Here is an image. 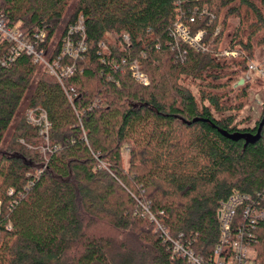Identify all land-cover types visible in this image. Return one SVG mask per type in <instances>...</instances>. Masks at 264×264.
<instances>
[{
	"label": "trees",
	"instance_id": "trees-1",
	"mask_svg": "<svg viewBox=\"0 0 264 264\" xmlns=\"http://www.w3.org/2000/svg\"><path fill=\"white\" fill-rule=\"evenodd\" d=\"M80 13L87 47L64 60L76 66L69 91L29 55L0 63V264H190L158 224L208 263L221 201L264 194V125L255 142L228 136L256 134L264 117L238 120L253 85L238 84L248 58L215 57L264 46V0H0V15L24 33L49 26L46 47ZM178 22L205 30V42L223 25L206 51L182 43V59ZM136 60L148 83L135 77ZM36 107L51 123L45 151L26 117ZM242 208L233 226L244 225L264 264V221L250 224Z\"/></svg>",
	"mask_w": 264,
	"mask_h": 264
},
{
	"label": "built area",
	"instance_id": "built-area-1",
	"mask_svg": "<svg viewBox=\"0 0 264 264\" xmlns=\"http://www.w3.org/2000/svg\"><path fill=\"white\" fill-rule=\"evenodd\" d=\"M191 20L194 21V18H191ZM221 30L222 25H218L212 39L209 42H205V30L198 29L193 32L189 25L178 22L172 33L174 38L173 48L179 50L182 59H184V54L186 53V50H180L182 43L192 45L197 50L206 51L211 47L213 40L219 35ZM48 34V25L28 35L19 28L9 25L8 21L0 15V43L8 42L9 44L4 56L0 58V63L2 65H11L22 54L29 55L33 58L34 62L45 66L60 81L65 91H69L63 81L75 72L76 66L74 62L64 63V60L67 58L76 60L86 50V27L83 14L80 13L77 20L65 29L61 39L57 43L58 46H45ZM125 40H129L127 35H125ZM241 56L248 58V69L243 79L251 82L262 79L264 77L262 61L259 58L250 57L247 51L232 47L215 52V57H225L227 59ZM133 70L135 77L141 83L149 82L148 76L143 71L141 61L136 60L133 63ZM26 117L29 123L39 128V134L47 143V146L43 147L45 151L49 148V133L51 128L47 110L42 107L28 108L26 110ZM12 192L13 190L10 189L9 193ZM263 199L264 194H261V197H254L250 194L235 192L221 201L218 210L221 236L208 263L202 256L197 255L190 245H185L180 239L173 238L169 231L160 224L157 227L162 229L165 239L173 243L174 251L186 256L190 264H261L256 259V253L252 246V235L246 233V229L242 223L236 228L233 225L239 206L243 207V217L250 224L256 225L258 222L264 221V206L261 205ZM1 205L0 200V214ZM150 218L155 220V217L151 213ZM6 226L11 229L10 222Z\"/></svg>",
	"mask_w": 264,
	"mask_h": 264
},
{
	"label": "rangeland",
	"instance_id": "rangeland-1",
	"mask_svg": "<svg viewBox=\"0 0 264 264\" xmlns=\"http://www.w3.org/2000/svg\"><path fill=\"white\" fill-rule=\"evenodd\" d=\"M237 23H238L237 19H232L231 26L232 25L235 26ZM219 25H223V24H219ZM62 29L58 31L59 34H61ZM58 38L59 37L56 38L55 42L58 40ZM114 38H115L114 34H109L108 36H106V40L109 43L113 44V45L115 44ZM53 42H54V40H53ZM254 52L255 53H254L253 57L259 58L262 61V66H263V69H264V46L255 47ZM183 77H186L185 73L183 74ZM199 81L200 80H198V82ZM184 83L190 84L192 89H193V91L197 95H199L197 84L191 83L187 79L184 80ZM251 83L253 85L250 88V91H248V93H249L248 97H246L243 100L244 105H243L242 108H240V110H238V113H237L238 120H243L244 123L247 122L246 124H248V123L249 124H253L258 119H260V117L262 116L263 109H264L263 108L264 107V77H262V79H260L259 81L251 82ZM228 93H229L228 97L225 98L226 101H228L229 104H232V103L236 102V100H235L236 93L232 92V91H230ZM45 146H47V143L45 144ZM123 159H124L125 166L128 167V164H129V153L127 151H125L123 153ZM156 227H157V225H156ZM106 234H110L112 237L115 236L116 239L120 238V236L118 235V233L116 231H108ZM254 252L256 253V249H254Z\"/></svg>",
	"mask_w": 264,
	"mask_h": 264
},
{
	"label": "water",
	"instance_id": "water-1",
	"mask_svg": "<svg viewBox=\"0 0 264 264\" xmlns=\"http://www.w3.org/2000/svg\"><path fill=\"white\" fill-rule=\"evenodd\" d=\"M245 82V80L242 78L238 84H243ZM263 125H264V117H263V120L261 121L260 123V126L258 128V132L256 134H246V133H237V134H228V136L230 138H233V139H240V138H246L247 139V143L248 142H255L257 139L260 138L261 136V131H262V128H263Z\"/></svg>",
	"mask_w": 264,
	"mask_h": 264
}]
</instances>
